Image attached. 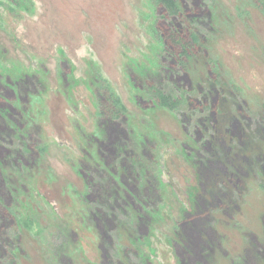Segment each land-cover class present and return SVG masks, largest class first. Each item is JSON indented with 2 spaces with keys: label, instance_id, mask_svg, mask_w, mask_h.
<instances>
[{
  "label": "rangeland",
  "instance_id": "374dc122",
  "mask_svg": "<svg viewBox=\"0 0 264 264\" xmlns=\"http://www.w3.org/2000/svg\"><path fill=\"white\" fill-rule=\"evenodd\" d=\"M161 2L0 0V210L17 218L0 217V236L14 241L0 248V264H145L137 214L106 209L102 181L115 164L107 146L117 136L139 186L166 185L158 241L145 246L150 264H264V0H182L177 18ZM176 30L194 33L202 52L189 68L162 40ZM154 88L176 107L160 106ZM108 89L127 119L105 135ZM19 129L34 155L11 136ZM231 146L248 168L227 179L216 172L228 165L215 162L234 156ZM191 193L211 208L200 235L213 247L207 258L205 249L185 257L181 245L180 263L163 238L175 236L176 200ZM225 194L231 206L217 202Z\"/></svg>",
  "mask_w": 264,
  "mask_h": 264
},
{
  "label": "trees",
  "instance_id": "16d2710c",
  "mask_svg": "<svg viewBox=\"0 0 264 264\" xmlns=\"http://www.w3.org/2000/svg\"><path fill=\"white\" fill-rule=\"evenodd\" d=\"M162 5L164 6V8L168 11V13L173 17V18H177L179 17V15L182 12L183 9V5L184 3L182 2V0H163ZM168 6H165L166 4ZM165 4V5H164ZM175 27V26H174ZM177 31V32H176ZM173 33H171L168 37V39L163 38L162 40L165 43V48L167 49V42H171V44L176 47V49H179V51L181 52L182 56V67H186L189 68V64L190 61H192L194 58H197L198 55H202V52L200 50L197 49L196 46H198L197 44V40L195 38V34L192 33L190 38H184L181 33V31L176 30ZM154 93L156 94V101L158 102V104L160 106L163 107H168V108H174L176 107V103L172 101V99H170L168 96L164 95L163 91L161 90H157L156 88L153 89ZM104 97L106 98L108 105L107 108L105 109V111L107 114V120L108 121L106 124V130H104L105 135H107L109 129H108V125L110 123H112L113 121L116 123L118 122L116 125H118L120 127V122L122 120V123L124 122L125 119H127L125 111L122 107V105L120 104V100L119 98L114 94V92L110 89H108L107 91H105ZM102 102V101H101ZM5 113H10V112H5ZM120 120V121H119ZM1 125V123H0ZM23 127V126H22ZM1 128V126H0ZM118 130V128H117ZM14 132V133H13ZM11 133V136L15 135V137H19V139L21 140L22 145L27 148L29 150V154L28 155H34V148L32 147V140L31 138H25L22 134L23 131H20L19 129V133L13 131ZM0 135H3L0 131ZM197 135V133L195 134ZM211 138L214 137V135L210 136ZM0 139L2 140V138L0 137ZM1 142V141H0ZM115 145H118L115 147ZM107 147H111L113 148V152H112V159L114 160L115 164L111 165L112 169L115 170L116 167V171L114 172L115 174H113L112 169L108 167L109 171H110V177H109V182H107V180L104 182L102 181V183L105 184L104 187V191L103 193L105 194V199L107 201L106 203V209L107 210H115V207L119 210H126V208L130 207L132 208V210L137 214V217L139 218L140 221V227L138 228V230L135 232L137 233L138 236L143 237L141 239H135V245L139 248V251L142 253V255L146 258L147 261H145V264H150V260L148 259V257H150L151 251L145 250V246L147 244H151L152 242V238L153 236L155 237L156 241V234H152L153 232H155V225L157 226V223L159 220H162V216L165 213V210H167V202H166V198H165V194L163 193L164 189L166 188V185L164 182H162L159 184L154 183L152 184L150 187L145 186V188H143L140 184H138L137 180H139V173L137 171V169L135 168V166H133L130 163V168L125 169L124 165H127L128 162L126 160H123L121 155H123L125 152H129L130 155L132 154V151L130 150V147H127L125 143H123L121 140L117 139L115 140V144L114 143H110ZM234 146H231L232 149V153L234 154V156L229 157L228 153L227 155L222 158H218L217 162H215V164H221L222 166H226L223 170H221L220 172H216L218 174V176L222 175V177L224 178H229V175H233V176H237L239 177V174H242V172L247 171L248 168V161H245L244 156L241 157L240 153L241 151H237V149L233 148ZM228 151V150H227ZM43 151H40V153H42ZM218 153V152H217ZM10 155V154H9ZM17 155L18 156H23L26 154H23L21 150L17 151ZM27 156V155H26ZM190 156H188L189 158ZM3 157H1L0 155V160ZM122 159V161H121ZM224 160H226V162H228V164L224 163ZM134 161V160H132ZM238 162L241 163V166L238 165ZM5 163V162H2ZM1 163V164H2ZM129 165V164H128ZM264 165V162H263ZM262 165V166H263ZM121 166L123 168V171L126 173V171L128 170V172L126 173V178L128 179V177H130V181H127L125 179V181L123 182V179L121 181L120 178L123 177V174H119L121 170ZM164 168L163 167L161 169V171L164 173ZM227 168V169H226ZM264 168V166H263ZM102 172H107V171H103ZM98 171L96 170V173ZM101 172L98 173V175ZM150 173V172H149ZM119 174V175H118ZM130 174H132V176H130ZM148 174V172H147ZM114 177V178H113ZM110 178H112L110 180ZM137 179V180H136ZM140 181V180H139ZM164 183V185H163ZM161 185V188H160ZM226 184L223 183H218L216 180L214 181V185L212 184V188H218L220 191L222 190V187H225ZM94 186V185H93ZM127 186L128 190H124L122 191L123 187ZM132 188V190H135L134 193H136L135 195H133L134 193H132L129 189ZM127 192L129 193V199L126 200V195ZM8 193V198H10V191H7ZM12 193V192H11ZM6 192L4 190V188L1 186V177H0V204L4 202V198H5ZM101 197V196H100ZM193 200V201H192ZM188 201H191L190 203H188ZM213 201L215 202V199H213ZM217 202H219L220 204H233V198L230 199V202L226 196V194L224 196H218L217 197ZM176 205L179 208V213H178V218L175 220V236L173 238H170L169 236H167L165 234L164 236V240L167 243L166 245L168 246V244H171V251L173 254V257L181 263V260H183V258L180 255V250L179 247L181 245L185 244V252L183 254V256L188 257L190 256L189 254L192 253L193 255L196 256V251L198 249H200L202 252L204 251L205 257L207 258V254L209 252V250L211 251V247H213V244H210L209 240L204 239L201 235H200V231L202 228V222H204L205 218L210 217V220H208L207 225L209 223V225L211 226L213 220L211 218V208L208 207L207 205H205L204 203H202V201L200 202L198 200V198L196 197L195 193L194 194H190L187 197V201L184 203L182 202L180 199L176 200ZM196 203H200L198 204V206L196 207ZM208 205H211V203L207 202ZM238 206V205H237ZM169 210V209H168ZM9 211V213H8ZM168 212V211H167ZM0 217L2 218L3 221L5 220H15L16 215L13 213V211H11V208L6 210V214H2L1 210H0ZM106 219V218H104ZM103 219V221L105 222V220ZM19 219H18V224H19ZM106 223V222H105ZM206 223V222H205ZM16 224V222H15ZM104 229V233H107L105 227L103 226ZM203 231L207 236V233L211 234L213 236V234L211 233V230L209 227H207L206 225H204L203 227ZM105 237L107 238V234H104ZM11 237V233L10 231L8 232V234H3L2 236H0V248L5 250L3 247V244L7 241L8 246H11L13 244L12 240L10 239ZM209 238V237H208ZM210 239V238H209ZM206 240V241H205ZM19 241V239H18ZM17 241V242H18ZM214 242V240H213ZM141 243V244H140ZM7 246V247H8ZM141 247V249H140ZM151 250L154 249L155 250V255L158 256L159 253V249L157 247H155V244L150 247ZM7 251V255L10 256L11 260H14L12 258L13 253ZM257 256L261 261L263 260V255H262V251L258 250L257 251ZM202 257V254L200 255ZM3 257V256H2Z\"/></svg>",
  "mask_w": 264,
  "mask_h": 264
}]
</instances>
